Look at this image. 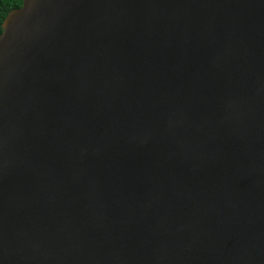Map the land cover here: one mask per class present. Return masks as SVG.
<instances>
[{
    "label": "water",
    "instance_id": "1",
    "mask_svg": "<svg viewBox=\"0 0 264 264\" xmlns=\"http://www.w3.org/2000/svg\"><path fill=\"white\" fill-rule=\"evenodd\" d=\"M0 33V264H264V0H22Z\"/></svg>",
    "mask_w": 264,
    "mask_h": 264
},
{
    "label": "trees",
    "instance_id": "2",
    "mask_svg": "<svg viewBox=\"0 0 264 264\" xmlns=\"http://www.w3.org/2000/svg\"><path fill=\"white\" fill-rule=\"evenodd\" d=\"M22 0H0V33L2 31L1 24L7 13L16 7H19Z\"/></svg>",
    "mask_w": 264,
    "mask_h": 264
}]
</instances>
